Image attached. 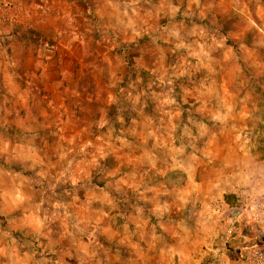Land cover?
Listing matches in <instances>:
<instances>
[{
	"label": "crops",
	"instance_id": "0c3cea01",
	"mask_svg": "<svg viewBox=\"0 0 264 264\" xmlns=\"http://www.w3.org/2000/svg\"><path fill=\"white\" fill-rule=\"evenodd\" d=\"M121 5L131 16V3ZM89 8L96 27L120 24L115 0H0V216H40L37 191L51 179L58 200H51V219L68 215L58 195L70 192L72 204L79 199L96 208L104 233L117 237L103 243V251L117 256L99 254L100 243L64 240L52 248L58 253L48 264H200L201 248L214 244L222 233L219 216L232 206L224 195L245 203L264 191V160L230 129L205 124L218 125L222 116L230 122L222 108L236 106L232 83L213 70L224 83L213 74L208 85L192 87L189 100H170L169 86L153 99L148 85L133 75L123 78L112 66L120 59L106 50L108 35L87 29ZM90 42L103 49L89 52ZM97 59L110 60L98 74L87 67ZM188 105L192 114L184 116ZM183 135L191 139L188 148ZM91 139L117 150H86ZM73 140H84L75 144L78 150H72ZM148 140L155 150L145 149ZM88 165L98 167V184ZM63 229L60 234L65 224ZM141 236L148 241H138Z\"/></svg>",
	"mask_w": 264,
	"mask_h": 264
},
{
	"label": "rangeland",
	"instance_id": "374dc122",
	"mask_svg": "<svg viewBox=\"0 0 264 264\" xmlns=\"http://www.w3.org/2000/svg\"><path fill=\"white\" fill-rule=\"evenodd\" d=\"M115 1L119 3L120 10H117V14L120 24L114 27L109 25V29L105 26L96 27L98 18L92 8L83 17L88 18L87 29L93 34L101 31L105 36L108 35L109 46L106 50L118 55L120 61L113 60L115 64L112 66L122 71V77L133 75L140 84L148 85L153 99L159 100L161 94L168 93L167 90H162L169 86L172 90L168 93L170 100H189L192 87L195 89L196 86L208 85L211 75L214 74L213 70L223 71L224 82L232 83L233 104L236 106L222 108L223 112L228 111L231 115L228 118L230 122H226V118L222 116L224 122L216 121L218 125L212 121L205 124L210 129L221 132H224L223 126L230 129L229 132L240 136V140H246L254 149L250 152L257 160H264V0ZM125 2L131 3V16L124 15L123 11L126 9L121 4ZM85 4L80 3L78 10H84ZM105 9V14L111 16V10ZM124 23L130 26L125 27ZM132 37L135 38L131 39ZM102 49L95 43L87 44L89 52ZM107 61L110 62L109 59H97L94 65L89 64L87 67L98 74L101 72L99 67L105 66ZM216 73L213 75L216 83L219 80L224 83L221 74L217 80ZM175 86L179 95H176ZM219 94L223 97V93ZM207 96L204 94V98ZM186 104L188 103H184L185 106ZM191 109L188 105L181 112L184 116L191 115ZM83 141L73 140L70 143L73 145L72 150H78L75 144ZM88 141L86 150H117L112 149V143L105 145L104 141ZM180 141L186 148L191 146V139L184 135ZM117 143L119 145L118 141ZM120 145L121 150H125L126 141L122 140ZM145 149L155 150L149 140ZM159 149L163 150L162 147ZM74 168L82 173L85 169L76 166ZM97 169L95 165L86 167V172L94 184H98ZM39 187L41 188L37 192L41 200L40 216L25 219L10 214L7 217L0 216V264H48L58 253L52 248L59 249L64 240L71 244L80 241L82 244L101 245L106 242L114 244L117 241L114 234L104 233L96 208L84 206V202L79 199L72 204L73 194L70 192L66 196L58 195L61 202L68 204V215H63L60 221L51 219V200L56 199L51 195V179L40 183ZM63 205L65 209V204ZM245 213V204L240 202H234L231 207L224 209L218 220L222 233L213 240V245L201 248L200 264H232L231 260L236 258L231 255L233 248H239L243 254L249 251L256 234L253 230L246 234L239 233L237 226L240 215ZM111 221L117 225V219ZM64 224L66 233L60 234L59 230L64 231ZM231 232H234L233 235ZM138 238L140 242L148 241L147 237ZM100 249L97 252L107 259L113 260L117 256L111 249L103 251V245ZM77 254L82 255L81 252ZM239 261L237 259L234 264Z\"/></svg>",
	"mask_w": 264,
	"mask_h": 264
},
{
	"label": "built area",
	"instance_id": "2783aa9c",
	"mask_svg": "<svg viewBox=\"0 0 264 264\" xmlns=\"http://www.w3.org/2000/svg\"><path fill=\"white\" fill-rule=\"evenodd\" d=\"M245 209L253 222L256 234L248 252L237 264H264V191L260 195L248 197Z\"/></svg>",
	"mask_w": 264,
	"mask_h": 264
},
{
	"label": "trees",
	"instance_id": "16d2710c",
	"mask_svg": "<svg viewBox=\"0 0 264 264\" xmlns=\"http://www.w3.org/2000/svg\"><path fill=\"white\" fill-rule=\"evenodd\" d=\"M224 201L229 204V205H233L234 200L231 199V196L229 195H224ZM237 226L239 228V233H248L250 230H253V222L249 216L248 213H245L243 215H240L239 219H238V223ZM234 232H231V234L233 235ZM230 234V235H231ZM229 235V236H230ZM231 255L236 256V258L233 260H231V263L234 264L236 262L237 259L241 260L242 257L244 256L243 253H241V250L239 248H233L231 250Z\"/></svg>",
	"mask_w": 264,
	"mask_h": 264
}]
</instances>
